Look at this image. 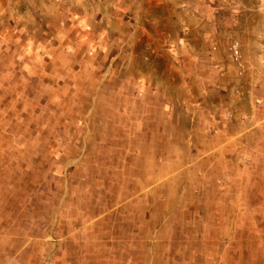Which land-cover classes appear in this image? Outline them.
Returning a JSON list of instances; mask_svg holds the SVG:
<instances>
[{
	"label": "rangeland",
	"instance_id": "obj_1",
	"mask_svg": "<svg viewBox=\"0 0 264 264\" xmlns=\"http://www.w3.org/2000/svg\"><path fill=\"white\" fill-rule=\"evenodd\" d=\"M0 264H264V0H0Z\"/></svg>",
	"mask_w": 264,
	"mask_h": 264
},
{
	"label": "bare ground",
	"instance_id": "obj_2",
	"mask_svg": "<svg viewBox=\"0 0 264 264\" xmlns=\"http://www.w3.org/2000/svg\"><path fill=\"white\" fill-rule=\"evenodd\" d=\"M99 206V205H98ZM99 225V224H98Z\"/></svg>",
	"mask_w": 264,
	"mask_h": 264
}]
</instances>
